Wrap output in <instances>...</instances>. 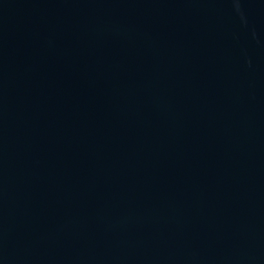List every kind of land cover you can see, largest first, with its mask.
I'll return each instance as SVG.
<instances>
[{
    "label": "water",
    "instance_id": "obj_1",
    "mask_svg": "<svg viewBox=\"0 0 264 264\" xmlns=\"http://www.w3.org/2000/svg\"><path fill=\"white\" fill-rule=\"evenodd\" d=\"M0 264H264V0H0Z\"/></svg>",
    "mask_w": 264,
    "mask_h": 264
}]
</instances>
